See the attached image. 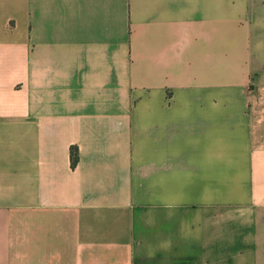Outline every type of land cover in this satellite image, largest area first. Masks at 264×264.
Segmentation results:
<instances>
[{"label": "crops", "instance_id": "0c3cea01", "mask_svg": "<svg viewBox=\"0 0 264 264\" xmlns=\"http://www.w3.org/2000/svg\"><path fill=\"white\" fill-rule=\"evenodd\" d=\"M0 264H264V0H0Z\"/></svg>", "mask_w": 264, "mask_h": 264}, {"label": "trees", "instance_id": "16d2710c", "mask_svg": "<svg viewBox=\"0 0 264 264\" xmlns=\"http://www.w3.org/2000/svg\"><path fill=\"white\" fill-rule=\"evenodd\" d=\"M77 162H78V155H77L76 150L74 149L73 150V165H76Z\"/></svg>", "mask_w": 264, "mask_h": 264}]
</instances>
